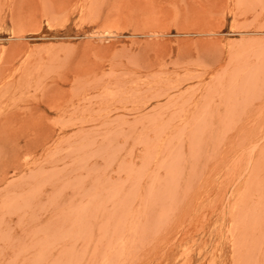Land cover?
<instances>
[{
	"label": "rangeland",
	"instance_id": "374dc122",
	"mask_svg": "<svg viewBox=\"0 0 264 264\" xmlns=\"http://www.w3.org/2000/svg\"><path fill=\"white\" fill-rule=\"evenodd\" d=\"M0 264H264V0H0Z\"/></svg>",
	"mask_w": 264,
	"mask_h": 264
},
{
	"label": "bare ground",
	"instance_id": "6f19581e",
	"mask_svg": "<svg viewBox=\"0 0 264 264\" xmlns=\"http://www.w3.org/2000/svg\"><path fill=\"white\" fill-rule=\"evenodd\" d=\"M90 3H91V2H90ZM84 4H85V3H84ZM84 4H83V5H84ZM88 6H89V5H88ZM94 6H95V4H94ZM88 8H89V7H88ZM86 10H87V9H86ZM45 11H46V10H45ZM87 12H88V11H87ZM88 13H89V12H88ZM92 14H93V12H92ZM88 15H89V14H88ZM80 20H82V19H80ZM107 29H108V28H107ZM113 29H114V28H113ZM115 30H117V29H115ZM123 46H124V45H123ZM124 48H125V47H124ZM128 50H130V49H128ZM124 51H126V48H125ZM124 51H121V50H120V52H124ZM30 52H31V51H30ZM113 52H114V51H113ZM112 57H114V56H112Z\"/></svg>",
	"mask_w": 264,
	"mask_h": 264
}]
</instances>
